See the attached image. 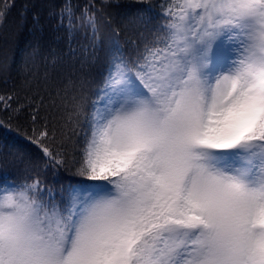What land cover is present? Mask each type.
I'll use <instances>...</instances> for the list:
<instances>
[{"label": "snow or ice", "instance_id": "6c2138e0", "mask_svg": "<svg viewBox=\"0 0 264 264\" xmlns=\"http://www.w3.org/2000/svg\"><path fill=\"white\" fill-rule=\"evenodd\" d=\"M65 19L104 55L0 95V264H264V0Z\"/></svg>", "mask_w": 264, "mask_h": 264}, {"label": "trees", "instance_id": "16d2710c", "mask_svg": "<svg viewBox=\"0 0 264 264\" xmlns=\"http://www.w3.org/2000/svg\"><path fill=\"white\" fill-rule=\"evenodd\" d=\"M4 0H0L2 4ZM12 5L6 27L0 28V95H13L20 103H26V96L39 101L37 92L48 101V91L55 87V81L61 73L79 68L81 61L101 58V47L93 51L83 30L73 32L69 38L68 29L60 25V13L70 6L79 17L90 2L99 8L101 0H7ZM113 3L130 4L135 0H112ZM115 20H119L115 8L105 9ZM38 17V22L34 19ZM110 31H105L107 40ZM123 39V38H122ZM38 49L36 62L40 64V75L33 78L25 73L30 67L33 52ZM49 71V81L43 79L44 66ZM30 82V83H29ZM47 89V90H46ZM94 98V97H93ZM15 107V105H13ZM42 109V114L44 113ZM4 117L3 105L0 104V118Z\"/></svg>", "mask_w": 264, "mask_h": 264}]
</instances>
